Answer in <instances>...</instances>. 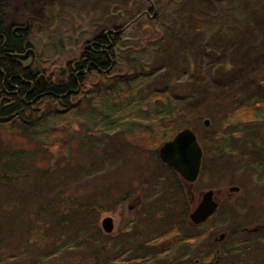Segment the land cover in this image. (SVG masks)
I'll use <instances>...</instances> for the list:
<instances>
[{"label": "rangeland", "instance_id": "1", "mask_svg": "<svg viewBox=\"0 0 264 264\" xmlns=\"http://www.w3.org/2000/svg\"><path fill=\"white\" fill-rule=\"evenodd\" d=\"M0 16L6 25L31 26L35 63L47 72L64 64L83 39L104 28L123 31L122 53L132 52L153 65L158 85L172 81V87L179 85L176 91L187 95L161 120L167 138L186 127L208 142L232 130L239 136L248 131L247 115L239 114L242 106L263 101L264 0H6ZM145 88L144 93L150 89ZM127 127L129 132H109L101 148L76 138L65 150L47 149L35 130L11 134L0 128V151L24 150L27 162L49 170L39 195H28L26 213L13 214V224L5 225L0 264H140L123 252L119 233L107 236L101 228L106 215L120 219L127 212L124 196L144 180L148 158L160 166L153 153L161 143L150 138L153 131H142L140 120ZM237 160L212 173L207 159L198 186L206 188L215 180L226 191L236 183L243 187L239 197L247 196L251 170L244 156ZM7 196L0 191V205ZM50 202L56 213L43 211L38 222L40 207ZM155 206H160V216L172 212L167 204ZM64 213L74 221L59 222ZM47 251L56 254L44 257Z\"/></svg>", "mask_w": 264, "mask_h": 264}, {"label": "trees", "instance_id": "2", "mask_svg": "<svg viewBox=\"0 0 264 264\" xmlns=\"http://www.w3.org/2000/svg\"><path fill=\"white\" fill-rule=\"evenodd\" d=\"M5 2L0 0V13ZM31 32V26L26 23L6 25L0 16V128L11 134L18 131L29 134L35 130V136L42 139L47 149L62 150L76 138L88 139L86 142L92 141L89 144L101 148L109 132L123 129L129 132L127 126L137 120L144 125L142 131H153L150 134L157 143L167 139L161 120L177 110L187 95L184 98L176 91L179 85L172 87V81L158 85L153 78L156 69L153 65H147L132 52L123 54V31L113 33L104 28L83 39L79 49L50 72L35 61L29 65V60L14 56L33 46ZM146 85L150 89L144 93ZM242 107L239 114L245 115L246 104ZM21 125H25L24 130H20ZM25 157L24 150L0 151V191H5L6 196L7 193L15 195L7 196L0 205V240L5 225L13 224L11 216L26 213L24 204L28 195L31 192L39 195V187L45 184L49 171L27 162ZM18 203L23 204L22 208ZM52 204L43 206L45 209L40 207L38 222L42 217L39 213H56ZM77 214L80 212L73 214L74 217ZM72 220L71 214L64 213L58 221L70 223ZM57 227L47 228V232ZM62 227L65 230L66 226ZM54 254L47 251L43 256Z\"/></svg>", "mask_w": 264, "mask_h": 264}, {"label": "flooded vegetation", "instance_id": "3", "mask_svg": "<svg viewBox=\"0 0 264 264\" xmlns=\"http://www.w3.org/2000/svg\"><path fill=\"white\" fill-rule=\"evenodd\" d=\"M245 114L248 131L239 136L232 130L217 133L208 142L192 128L203 151L196 180L187 179L160 157V147L176 133L155 148L154 158L160 166L151 164L152 159L148 158L144 180L124 196L127 212L120 219L115 217L112 232L101 226L107 236L119 233V242H125L123 252L130 253V260L140 264H264V101L249 103ZM208 121L205 119V124L210 126ZM240 155L251 170L247 179L251 190L247 196L239 197L243 187L236 183H231L226 191L213 179L211 186H198L205 178L207 159L209 172L216 173L221 165L238 162ZM147 175L156 179L149 180ZM209 190H213L211 202L216 209L198 221L194 212ZM161 204L171 206L172 212L160 216Z\"/></svg>", "mask_w": 264, "mask_h": 264}, {"label": "water", "instance_id": "4", "mask_svg": "<svg viewBox=\"0 0 264 264\" xmlns=\"http://www.w3.org/2000/svg\"><path fill=\"white\" fill-rule=\"evenodd\" d=\"M14 56L21 60H29V65H31L35 61L36 52L33 47H29L25 52H17ZM202 155L203 151L198 143L196 133L190 127L181 129L173 139L167 140L160 147V157L163 161L174 166L176 170L190 180H196L199 175ZM212 193L213 190L205 193L202 203L194 212L196 220L206 219L215 211L216 204L211 202ZM102 226L106 232H112L115 228L114 217L106 215L102 220Z\"/></svg>", "mask_w": 264, "mask_h": 264}]
</instances>
